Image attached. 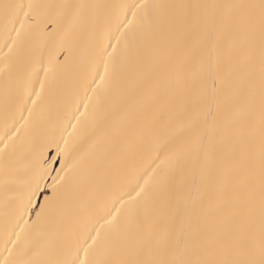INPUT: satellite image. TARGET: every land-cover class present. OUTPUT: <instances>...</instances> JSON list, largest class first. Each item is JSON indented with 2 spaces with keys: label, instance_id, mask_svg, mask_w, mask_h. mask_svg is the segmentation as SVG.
<instances>
[{
  "label": "snow or ice",
  "instance_id": "6c2138e0",
  "mask_svg": "<svg viewBox=\"0 0 264 264\" xmlns=\"http://www.w3.org/2000/svg\"><path fill=\"white\" fill-rule=\"evenodd\" d=\"M111 7L0 0V38L9 52L21 41L29 42V82L33 75L38 79L41 71L48 81L54 66L71 69L89 10ZM119 7L125 10L117 28L120 34H109L108 45L99 52L104 67L101 82L110 69L113 74L119 70L113 56L118 49L133 69L142 68L149 55L170 63L173 54L183 50L186 56L178 73L188 67L198 73L190 81L177 75V85L188 98L185 111L192 117L161 145L167 170L159 177V194L145 199L142 209H130L140 238L128 249L106 231L105 252L97 255L101 230L118 224L109 212L111 219L105 218L99 228L85 225L70 243L58 238L51 258L5 259L0 264H264V0ZM36 40L41 42L33 44ZM45 81L40 82L41 92ZM35 94L39 98L40 93ZM11 138L6 134L0 147L6 173L12 164L7 142ZM45 147L38 145L34 150L27 205L21 202L20 209L22 217L34 198H43L33 227L37 232L46 227L55 232V223L74 198L69 186L72 166L64 163L52 176L55 170L45 159ZM189 168L197 170V177L185 196L175 177ZM144 192L141 187L137 197Z\"/></svg>",
  "mask_w": 264,
  "mask_h": 264
},
{
  "label": "bare ground",
  "instance_id": "6f19581e",
  "mask_svg": "<svg viewBox=\"0 0 264 264\" xmlns=\"http://www.w3.org/2000/svg\"><path fill=\"white\" fill-rule=\"evenodd\" d=\"M35 2L114 7L89 10L88 26L80 36L71 69L54 66L48 81L41 71L38 79L33 75L29 82L28 68L32 63L29 42L21 41L9 52L0 38V147H3L6 134L12 137L7 141L12 161L7 173L3 158H0V262L5 259L17 262L51 258L58 238L70 243L85 225L99 228L105 218L111 219L109 212L116 216L118 224L115 228L105 225L101 230V243L96 254L105 252L106 231L112 239H118L132 249L140 236L130 209H142L145 199L159 194V177L167 170L166 153L160 150L161 145L192 117L185 111L188 98L182 86L177 85V75L190 81L198 73L194 67L178 73L186 56L183 50H177L170 63H162L158 56L149 55L142 68L133 69L124 52L118 49L113 56L119 70L113 74L110 69L105 81L101 82L104 67L99 52L108 45L109 34H120L117 28L124 19L125 10L119 6L197 0ZM131 19L129 12L128 20ZM120 31L132 34L126 28H120ZM40 42L36 40L33 44ZM111 43L116 44L115 39ZM108 51L112 52V49L108 48ZM64 55L59 56L61 62ZM104 60L107 61L108 57ZM44 63L47 67L46 54ZM97 65L99 75L96 74ZM41 81H45L43 92ZM35 93H40L39 98ZM38 145H46L45 159L50 169L55 170L52 176L61 171L62 164L72 166L69 186L74 190V198L55 223V232L47 227L37 232L33 227L43 198H34L31 208L21 217L20 206L21 202L27 205L33 153ZM196 177L195 168L177 174L178 190L186 196ZM48 183H51L50 179ZM141 187L145 192L137 197ZM48 194L51 195L50 188Z\"/></svg>",
  "mask_w": 264,
  "mask_h": 264
}]
</instances>
